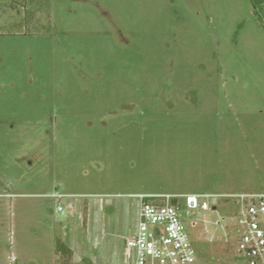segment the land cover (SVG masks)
<instances>
[{"label": "rangeland", "instance_id": "rangeland-1", "mask_svg": "<svg viewBox=\"0 0 264 264\" xmlns=\"http://www.w3.org/2000/svg\"><path fill=\"white\" fill-rule=\"evenodd\" d=\"M249 193L264 3L0 0V264H129L145 194L218 196L185 212L194 264H244L228 196Z\"/></svg>", "mask_w": 264, "mask_h": 264}, {"label": "built area", "instance_id": "built-area-1", "mask_svg": "<svg viewBox=\"0 0 264 264\" xmlns=\"http://www.w3.org/2000/svg\"><path fill=\"white\" fill-rule=\"evenodd\" d=\"M53 198L64 195L55 193ZM211 194H145L138 199L136 226L125 239L129 264H194L197 258L185 212L208 211ZM238 206V253L244 264H264V193L229 195ZM204 200V201H202ZM57 212L64 214L59 205Z\"/></svg>", "mask_w": 264, "mask_h": 264}, {"label": "trees", "instance_id": "trees-1", "mask_svg": "<svg viewBox=\"0 0 264 264\" xmlns=\"http://www.w3.org/2000/svg\"><path fill=\"white\" fill-rule=\"evenodd\" d=\"M257 1H260L261 4L264 3L263 0H257ZM56 249L63 255H68V256L72 255V251H71L69 245L65 242L58 241L57 245H56Z\"/></svg>", "mask_w": 264, "mask_h": 264}, {"label": "water", "instance_id": "water-1", "mask_svg": "<svg viewBox=\"0 0 264 264\" xmlns=\"http://www.w3.org/2000/svg\"><path fill=\"white\" fill-rule=\"evenodd\" d=\"M58 192V191H57Z\"/></svg>", "mask_w": 264, "mask_h": 264}]
</instances>
